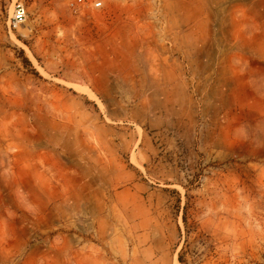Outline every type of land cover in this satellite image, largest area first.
I'll list each match as a JSON object with an SVG mask.
<instances>
[{
	"label": "rangeland",
	"instance_id": "obj_1",
	"mask_svg": "<svg viewBox=\"0 0 264 264\" xmlns=\"http://www.w3.org/2000/svg\"><path fill=\"white\" fill-rule=\"evenodd\" d=\"M0 264H264V0H0Z\"/></svg>",
	"mask_w": 264,
	"mask_h": 264
},
{
	"label": "built area",
	"instance_id": "obj_2",
	"mask_svg": "<svg viewBox=\"0 0 264 264\" xmlns=\"http://www.w3.org/2000/svg\"><path fill=\"white\" fill-rule=\"evenodd\" d=\"M68 9L77 12L84 8L101 9L104 7L106 0H62ZM26 18V9L21 1L14 3L12 12L9 16L8 25L16 27L24 22Z\"/></svg>",
	"mask_w": 264,
	"mask_h": 264
}]
</instances>
